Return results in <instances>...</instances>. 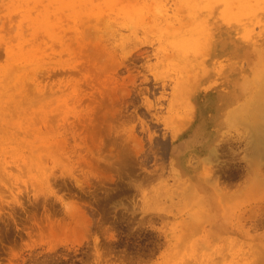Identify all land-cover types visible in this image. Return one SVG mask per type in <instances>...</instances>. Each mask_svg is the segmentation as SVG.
<instances>
[{
	"label": "rangeland",
	"instance_id": "obj_1",
	"mask_svg": "<svg viewBox=\"0 0 264 264\" xmlns=\"http://www.w3.org/2000/svg\"><path fill=\"white\" fill-rule=\"evenodd\" d=\"M191 1L0 0V65L10 49L51 92L38 98L28 83L9 103L25 111L0 113V264H264V157L248 151L264 111L245 110L261 103L264 26L240 21L253 38L238 46L227 30L236 2L202 14L207 40L182 47L163 29ZM258 3L240 13L263 8L264 24ZM12 66L0 68V91ZM232 97L245 120L239 106L219 121L213 98L219 115ZM98 123L93 143L85 130ZM216 124L227 129L213 137Z\"/></svg>",
	"mask_w": 264,
	"mask_h": 264
},
{
	"label": "bare ground",
	"instance_id": "obj_2",
	"mask_svg": "<svg viewBox=\"0 0 264 264\" xmlns=\"http://www.w3.org/2000/svg\"><path fill=\"white\" fill-rule=\"evenodd\" d=\"M244 1L246 2V0H192L191 2H193V3L190 2V4L185 2L187 4V6H186L187 9H189L191 11V12L189 11L190 12L189 16H187L184 20L179 19L178 20L179 25H178L177 28H172V27H169L167 24H165V28L163 29V31H167V32L171 33L172 37H175L173 39H179L180 41L178 40V42H182L183 43L182 44V47L184 45L186 47H188V46L189 47H192V48L193 47H196V44H194L193 42L196 41V40L197 41H206L207 40V35H208L207 33H209L207 31V29L210 28V24H208L209 23V18H206V22L209 25V27L208 26L207 27L205 26V29H204V27H202V26L207 25V24H204L205 22L204 23H201V21H202V20H200L201 17H202L201 15L202 14H204V15L206 14L207 15L209 13H214V11L217 10V9H218V12H219V9L222 10V12H224V9H225L226 6H228L230 4H235L237 2L239 4L238 10L235 13H232V16L230 15L231 20L234 21L235 27L229 28L227 30H230V31H233V32L237 33L238 36H237L236 40H234V41L236 43H240V44H238V46H240V45L242 46V44H244L246 42H249L251 40L250 37H252V36H250V34L252 33V30L250 28H247L248 26H246V28H247L246 29L244 27V25H240V21L247 20L246 22H248V23L251 22L252 23V22H254L256 20H259L258 21V25L260 26V28H262L264 26V24L262 23L263 18L260 16V11L263 8H257V7H252L251 6L250 8L247 9V11H246L245 14L240 13V5ZM254 1L257 2V3L258 2H262V0H254ZM194 4L196 5L195 8H199V9H197V11L196 10L195 11L191 10L194 7L193 6ZM157 8H156V10L159 11L158 14L161 16L160 18L162 20H165V18L167 16V14L165 13L166 10L164 12L163 11L164 9L161 10L162 7L160 9L159 8L157 9ZM134 14H137V12L134 13ZM131 16H134L133 13H132ZM137 16H138V14H137ZM137 16L135 18L133 17L134 19L131 18L135 22V24H139L140 23V21H139L140 19ZM243 16H246V18H243ZM198 21H199V23H198ZM189 22H191L192 25L189 24L190 25L189 26L188 25ZM200 25L203 28L201 30H200V28H201ZM230 25H232V24H230ZM45 26H46L45 27L46 28L45 31L48 32V34H51L53 32L52 29H51L52 28V24L49 23V25H48L46 23ZM240 28L244 29V32L248 35L247 37L244 34L241 33V30L242 29H240ZM224 37L225 36H223V37L220 38L222 40V42H225L226 39H227V38H224ZM191 44L192 45L194 44V46H192ZM19 46L21 47V48L20 47L18 48V49H20L19 50V53L24 56L26 54V53L23 54V52L25 51V49H24L23 46H21V44ZM223 47H224V45H223ZM9 50L10 49H8V52H9L10 55H7L6 57H8L10 59L11 52ZM245 51H243V52L240 51V52L244 56L247 55V58L246 59H249V54H248L247 49H245ZM11 57H13V56H11ZM8 58H6V61L8 60L7 61L8 63L6 65V67H3V64L0 65V68L3 69L4 72H5V70H7V71L9 70L8 72L7 71L6 72L7 73H10V69H11V66L12 65H14L12 67H15V68H17V66H18V68H19V66L22 68V69H18L17 68L18 69V73H15V75L16 74H18V75L16 76V78H14V76H12V75H14V72L15 71L17 72V69L14 68L15 70H13V74H10L9 75L10 77L8 76V78H7L8 85L6 87V91H0V104H1V106H0V113H2L4 111V112H7L6 114L10 116V115H13V112H16L18 110H19L20 114H22V110L25 111L24 109H10L11 107H9V103H13L15 100H17L18 103L21 104L28 97V93L23 92V91L26 90L25 88L27 87V84L28 83L35 85V87H33V88H35L36 94L38 93L37 94L38 95V98H39V96H42V95H43V97H40V98H44V96H46L48 98V96L51 95V92L48 93L45 90L43 91L40 88V86H39V82H37V79H35L34 76H30V77H26V78L24 77L23 70L26 67L25 64H21V65L14 64V62H12L11 60H9ZM21 60L22 59H20V63H22ZM9 61H11L13 64L10 65V62ZM24 61L25 60L23 59V63H24ZM18 63H19V61H18ZM15 65H17V66H15ZM4 66H5V64H4ZM202 66H203V64H202ZM202 66H201V68L203 69ZM204 68H206V66ZM25 71H27V70H25ZM207 71H208V69H207ZM4 72H3V74L6 73V72L5 73ZM207 73L209 74V72H207ZM25 74H26V72H25ZM203 74H204V70H203ZM11 76H12V78H11ZM85 78H86V76H85ZM12 85H14L13 87H15V90L13 92L11 90L12 88L10 89V87ZM255 89H256V85H255ZM29 90H30V88H29ZM31 90H33V89L31 88ZM254 92H256V90H254ZM32 93H34V90H33ZM257 93H258V95L256 96L255 95L256 93H255L252 98H253L254 101L261 102V103H259V104H253V103H251L250 105H248L249 108L248 109H245V110H248L249 112H252L253 114L256 113V112L264 111V86H261V89L258 90ZM100 94H101V92H100ZM237 96L240 98V94L237 93ZM233 97L231 98L232 100H230V102L228 104L226 103L227 105L230 104V106H228V109L229 110L227 111V113H225V111H223L219 115H218V112L223 109L224 102L217 104L216 101L213 98V100H212L213 105H219L218 107L215 106L217 108L215 110V112H216L215 115H216V118L219 121H229L230 118L228 116V112L229 111H231V113L237 112L238 109H239V106H240V117H242L245 120L246 117L243 116V115H241V112H242L241 109L244 108L245 105L239 103V101H238V103H234ZM107 98H108V100H109L110 103H112V104L115 103V99L112 98L111 96H107ZM103 101H104V98L101 97V101H99L100 107H103V105H104L103 104ZM10 106H15V105H11L10 104ZM12 110H14V111H12ZM235 119H236V117H235ZM237 120H240V118L237 119ZM101 125H102V123L101 124L98 123L97 126H94V127L90 126V127L86 128L85 131L88 134V137H86V138H88L91 142L94 143L95 138L98 136L97 131H99V132L102 131ZM247 126H249V125H247ZM210 127L213 128V129H215L214 132L211 133L213 137L217 136L216 135V132H219L220 133V132H223L224 130L227 129V125H221V124L212 125ZM200 128H206V127L202 126ZM249 131L251 132L250 139L252 138V140L250 141V146L248 147V149H249L248 151L250 152V154L254 158L262 159V157H264V119H260L256 123L254 122L253 125L250 124ZM99 135H100V133H99ZM83 141H84L85 145L87 146V144H86L87 143V139H83ZM98 142L100 143L99 146L102 147L103 146V143H102L103 140H102V138H99ZM176 152H177V150H176ZM178 152L183 153V151H181V150H178ZM207 159L208 158L203 159V161L205 160L204 161V165H203V169L206 166ZM260 167H261V163L259 162L258 165H256L255 168L256 169H259ZM259 175H261V173ZM215 177L219 178L218 176H215ZM217 180L218 179H216V181H215V183L217 184L216 185L217 191L218 192L219 191H222V193H223L224 192V189L222 187H219V185H225V183L222 182V181H219L218 182ZM226 189H228V187ZM198 199H199V197H198ZM192 206H194V205H192ZM217 227H219V226H217ZM217 227L215 226L214 228L217 229ZM220 230H221V228H220ZM95 244H96V247H97L98 239H95Z\"/></svg>",
	"mask_w": 264,
	"mask_h": 264
},
{
	"label": "flooded vegetation",
	"instance_id": "obj_3",
	"mask_svg": "<svg viewBox=\"0 0 264 264\" xmlns=\"http://www.w3.org/2000/svg\"><path fill=\"white\" fill-rule=\"evenodd\" d=\"M221 167H218V168H216L215 169V172H216V175L220 178V180L222 181V182H224L223 180H222V178L220 177V175L218 174V170L220 169ZM227 185V184H226Z\"/></svg>",
	"mask_w": 264,
	"mask_h": 264
}]
</instances>
